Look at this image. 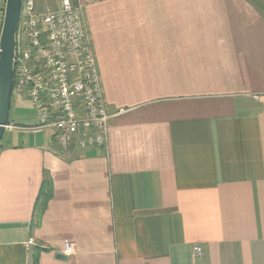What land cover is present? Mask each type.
Here are the masks:
<instances>
[{
  "label": "crops",
  "instance_id": "obj_1",
  "mask_svg": "<svg viewBox=\"0 0 264 264\" xmlns=\"http://www.w3.org/2000/svg\"><path fill=\"white\" fill-rule=\"evenodd\" d=\"M78 1L124 112L80 152L12 98L0 264H264V0Z\"/></svg>",
  "mask_w": 264,
  "mask_h": 264
},
{
  "label": "built area",
  "instance_id": "obj_2",
  "mask_svg": "<svg viewBox=\"0 0 264 264\" xmlns=\"http://www.w3.org/2000/svg\"><path fill=\"white\" fill-rule=\"evenodd\" d=\"M15 97L33 105L37 128L52 127L62 148L85 152L107 146L110 122L124 111H109L84 7L78 0H60L57 8L46 11L39 9L37 0H22ZM32 244L29 241L28 246ZM193 250L202 251L199 246ZM73 253L74 245L67 242L63 254Z\"/></svg>",
  "mask_w": 264,
  "mask_h": 264
},
{
  "label": "water",
  "instance_id": "obj_3",
  "mask_svg": "<svg viewBox=\"0 0 264 264\" xmlns=\"http://www.w3.org/2000/svg\"><path fill=\"white\" fill-rule=\"evenodd\" d=\"M22 0H6L4 21L0 35V144L10 122L15 81L17 32L21 21ZM59 253L57 259L66 261Z\"/></svg>",
  "mask_w": 264,
  "mask_h": 264
},
{
  "label": "rangeland",
  "instance_id": "obj_4",
  "mask_svg": "<svg viewBox=\"0 0 264 264\" xmlns=\"http://www.w3.org/2000/svg\"><path fill=\"white\" fill-rule=\"evenodd\" d=\"M5 5H6V0H2L0 2V35H1V31H2V26H3V21H4V11H5ZM39 6V5H38ZM51 6H53L52 4H49V3H46V6L44 7L46 10L47 9H54V8H50ZM49 7V8H48ZM42 10V9H41ZM46 10H42V11H46ZM28 105V106H27ZM27 105H18V108H17V111H18V114L19 113H26L27 115H31L33 116V114L35 115V112H34V108H33V105L31 103H28ZM14 108V107H13ZM9 125H10V122H9ZM13 125H10V127H12ZM7 135L4 136V139H7ZM2 141V142H3Z\"/></svg>",
  "mask_w": 264,
  "mask_h": 264
},
{
  "label": "trees",
  "instance_id": "obj_5",
  "mask_svg": "<svg viewBox=\"0 0 264 264\" xmlns=\"http://www.w3.org/2000/svg\"><path fill=\"white\" fill-rule=\"evenodd\" d=\"M78 150V149H77ZM78 151H80V150H78ZM81 152V151H80Z\"/></svg>",
  "mask_w": 264,
  "mask_h": 264
}]
</instances>
